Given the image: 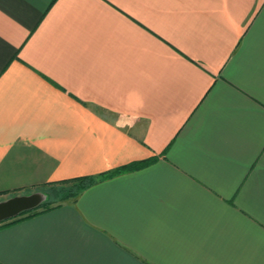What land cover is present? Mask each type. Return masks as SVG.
I'll list each match as a JSON object with an SVG mask.
<instances>
[{"label":"crops","instance_id":"1","mask_svg":"<svg viewBox=\"0 0 264 264\" xmlns=\"http://www.w3.org/2000/svg\"><path fill=\"white\" fill-rule=\"evenodd\" d=\"M154 157L0 264H264V0H0V197Z\"/></svg>","mask_w":264,"mask_h":264},{"label":"trees","instance_id":"2","mask_svg":"<svg viewBox=\"0 0 264 264\" xmlns=\"http://www.w3.org/2000/svg\"><path fill=\"white\" fill-rule=\"evenodd\" d=\"M157 159V157H154L150 160H142V161H135L132 162L130 164L124 165V166H120L119 168L112 170L110 172H106V173H102L96 176H77L74 178H70V179H65V180H60V181H55V182H50L48 184H44L42 185V187L45 186H50L52 188H56L57 185L62 186V188H60L59 195L61 196L62 200H66L69 198L72 199H76L81 192H83L86 188L90 187L91 185H94L95 183L105 179V178H109L115 175H118L120 173L126 172V171H132V170H136V169H140L142 167H145V165H148L152 162H154ZM67 185V187H66ZM2 193L5 192H0V195ZM50 193L47 192L48 195V199L45 200L43 203H41V205L37 206L36 208H32L31 210L28 209V211H25L23 213H21L19 216L7 220V221H3L0 223V227H2L3 225H10L13 223H16L18 221L24 220V219H29L30 217H33L35 215H38L42 212L48 211L53 209L56 206L61 205L60 202L58 204L50 205L49 203V199H50Z\"/></svg>","mask_w":264,"mask_h":264},{"label":"water","instance_id":"3","mask_svg":"<svg viewBox=\"0 0 264 264\" xmlns=\"http://www.w3.org/2000/svg\"><path fill=\"white\" fill-rule=\"evenodd\" d=\"M45 200L41 192L26 195H15L0 201V223L19 216L21 213L36 208Z\"/></svg>","mask_w":264,"mask_h":264},{"label":"rangeland","instance_id":"4","mask_svg":"<svg viewBox=\"0 0 264 264\" xmlns=\"http://www.w3.org/2000/svg\"><path fill=\"white\" fill-rule=\"evenodd\" d=\"M66 187H67V185H66ZM60 188H62V186H60V185H57L56 186V188L54 187V188H52V187H50V186H45V187H40V188H38V189H36V190H33V191H30V192H24V193H18V194H15V195H28V194H31V193H34V192H41V193H43V195H45V200H47L48 199V195H47V192H49L50 194V199H49V203H50V205H55V204H58V203H60V202H65V201H68V200H72V198H69V199H66V200H62V198H61V196L59 195V192L58 191H60ZM15 195H12V196H15ZM11 196H1L0 197V201H2V199L3 200H6V199H8V198H10ZM44 200V201H45ZM43 201V202H44Z\"/></svg>","mask_w":264,"mask_h":264}]
</instances>
